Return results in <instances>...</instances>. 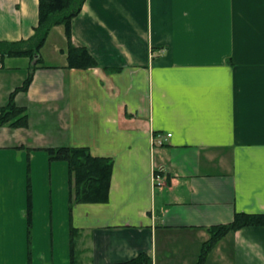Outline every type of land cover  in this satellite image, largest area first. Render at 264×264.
Returning a JSON list of instances; mask_svg holds the SVG:
<instances>
[{"label": "crops", "instance_id": "1", "mask_svg": "<svg viewBox=\"0 0 264 264\" xmlns=\"http://www.w3.org/2000/svg\"><path fill=\"white\" fill-rule=\"evenodd\" d=\"M38 18L39 0H0V41L32 45ZM71 32L99 66L68 67L54 26L16 94L29 125H0V264H196L208 226L264 212V0H86ZM35 61L0 58V106ZM51 146L111 157L108 201L73 202ZM205 264H264V226Z\"/></svg>", "mask_w": 264, "mask_h": 264}, {"label": "trees", "instance_id": "2", "mask_svg": "<svg viewBox=\"0 0 264 264\" xmlns=\"http://www.w3.org/2000/svg\"><path fill=\"white\" fill-rule=\"evenodd\" d=\"M85 2L86 0H39L38 24L31 38L34 43L27 45V40L0 41V58L8 56L36 57L29 75L21 85L10 93L7 104L0 106V125H9L14 128L29 125L28 109L26 106L17 104L16 94L29 88L33 72L42 66L40 50L54 26L64 25L65 27L69 43L67 48L68 67L99 66L98 61L85 46L75 45L72 42V20L82 11ZM47 151L51 160L67 162L70 195L73 202L108 201L114 168V160L111 157L95 156L87 146H51L47 148ZM245 226H264V212H236L230 222L208 226L206 230L209 236L202 244L196 264H205L209 252L218 241L227 233ZM72 245L74 246L73 240ZM114 264H153V258L149 253L141 252L131 259Z\"/></svg>", "mask_w": 264, "mask_h": 264}, {"label": "built area", "instance_id": "3", "mask_svg": "<svg viewBox=\"0 0 264 264\" xmlns=\"http://www.w3.org/2000/svg\"><path fill=\"white\" fill-rule=\"evenodd\" d=\"M172 133H167L165 136L156 135L154 136V145H162L166 142L168 137H171ZM156 178H160L159 175H156Z\"/></svg>", "mask_w": 264, "mask_h": 264}, {"label": "rangeland", "instance_id": "4", "mask_svg": "<svg viewBox=\"0 0 264 264\" xmlns=\"http://www.w3.org/2000/svg\"><path fill=\"white\" fill-rule=\"evenodd\" d=\"M62 171V170H61ZM56 181H58V179H55ZM60 182H62V178L60 177V180H59Z\"/></svg>", "mask_w": 264, "mask_h": 264}]
</instances>
